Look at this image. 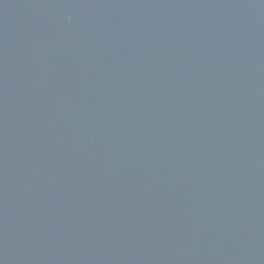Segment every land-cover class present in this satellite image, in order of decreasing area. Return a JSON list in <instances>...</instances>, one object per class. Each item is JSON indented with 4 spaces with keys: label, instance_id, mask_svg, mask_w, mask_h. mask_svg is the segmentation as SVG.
I'll list each match as a JSON object with an SVG mask.
<instances>
[{
    "label": "water",
    "instance_id": "1",
    "mask_svg": "<svg viewBox=\"0 0 264 264\" xmlns=\"http://www.w3.org/2000/svg\"><path fill=\"white\" fill-rule=\"evenodd\" d=\"M0 264H264V0H0Z\"/></svg>",
    "mask_w": 264,
    "mask_h": 264
}]
</instances>
